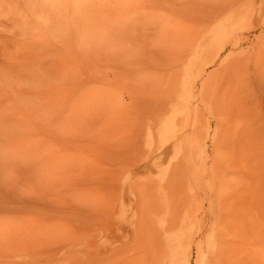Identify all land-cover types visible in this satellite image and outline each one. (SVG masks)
I'll list each match as a JSON object with an SVG mask.
<instances>
[{
	"label": "rangeland",
	"instance_id": "1",
	"mask_svg": "<svg viewBox=\"0 0 264 264\" xmlns=\"http://www.w3.org/2000/svg\"><path fill=\"white\" fill-rule=\"evenodd\" d=\"M0 264H264V0H0Z\"/></svg>",
	"mask_w": 264,
	"mask_h": 264
},
{
	"label": "bare ground",
	"instance_id": "2",
	"mask_svg": "<svg viewBox=\"0 0 264 264\" xmlns=\"http://www.w3.org/2000/svg\"><path fill=\"white\" fill-rule=\"evenodd\" d=\"M216 19H218V20H219V19H221V17H220V18H215V20H212V21H213V22H214V21H217Z\"/></svg>",
	"mask_w": 264,
	"mask_h": 264
}]
</instances>
